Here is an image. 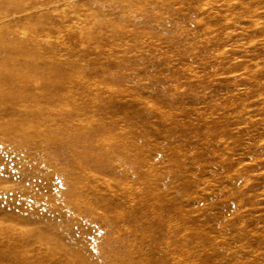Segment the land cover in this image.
Wrapping results in <instances>:
<instances>
[{
	"label": "rangeland",
	"instance_id": "obj_1",
	"mask_svg": "<svg viewBox=\"0 0 264 264\" xmlns=\"http://www.w3.org/2000/svg\"><path fill=\"white\" fill-rule=\"evenodd\" d=\"M0 264H264V0H0Z\"/></svg>",
	"mask_w": 264,
	"mask_h": 264
},
{
	"label": "bare ground",
	"instance_id": "obj_2",
	"mask_svg": "<svg viewBox=\"0 0 264 264\" xmlns=\"http://www.w3.org/2000/svg\"><path fill=\"white\" fill-rule=\"evenodd\" d=\"M39 8H41V7L39 6ZM39 8H38V9H39ZM38 12H39V11H38ZM38 15H39V14H38ZM5 18H6V17H5ZM3 19H4V18H3ZM250 42H251V41H250ZM262 176H263V175H262Z\"/></svg>",
	"mask_w": 264,
	"mask_h": 264
}]
</instances>
